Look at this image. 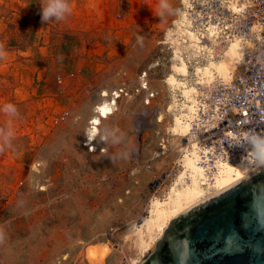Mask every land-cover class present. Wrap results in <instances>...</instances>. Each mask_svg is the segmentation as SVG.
<instances>
[{"label":"rangeland","instance_id":"1","mask_svg":"<svg viewBox=\"0 0 264 264\" xmlns=\"http://www.w3.org/2000/svg\"><path fill=\"white\" fill-rule=\"evenodd\" d=\"M42 2L0 0V264H129L131 231L180 166L165 81L182 0H69L47 23ZM103 102L116 110L94 122Z\"/></svg>","mask_w":264,"mask_h":264},{"label":"bare ground","instance_id":"2","mask_svg":"<svg viewBox=\"0 0 264 264\" xmlns=\"http://www.w3.org/2000/svg\"><path fill=\"white\" fill-rule=\"evenodd\" d=\"M197 1L199 0H182L183 12L177 22L175 39L181 51L177 53V67L173 77L165 81L172 97L168 108L169 116L172 117L169 141H174L180 152V171L170 184L163 201L160 204H151L142 211L144 218L131 231L134 240L129 251V264H138L147 258L154 251L155 242L162 237L163 231L183 215L264 169L263 147L243 162L220 164L217 173L212 178H207L202 169L196 167L199 156L196 148L185 146L186 139L191 134L192 122L198 127L202 124L204 114L212 116L217 113L205 106V113L201 114L200 104L203 102L199 98L198 86L209 92L207 90L216 83L226 85L232 82L240 72L242 46L248 45L247 41L242 42L238 36H227L223 29L225 24L223 27L206 25L205 19L193 15V5ZM229 6L233 12H238V6ZM198 19L204 21L200 22ZM221 28L223 30L220 31ZM120 97L122 96L119 99ZM107 100L119 107L118 100L112 97ZM114 110V105L101 103L94 111L98 116L93 121L99 122V116H106ZM98 135L100 129L98 134L96 129L88 128V145H92ZM98 146L96 149L102 148Z\"/></svg>","mask_w":264,"mask_h":264},{"label":"built area","instance_id":"3","mask_svg":"<svg viewBox=\"0 0 264 264\" xmlns=\"http://www.w3.org/2000/svg\"><path fill=\"white\" fill-rule=\"evenodd\" d=\"M229 5L238 6V12H233ZM193 6L192 14L205 19H198L200 22L216 27L225 26L223 29L227 36H238L248 44L242 46L240 72L232 82L226 85L216 83L207 90L209 92L198 86L199 98L203 102L200 104L201 114L205 113V106L217 113L212 116L204 114L198 127L192 122L191 134L185 146L196 148L199 153L196 167L202 169L207 178H212L220 164L243 162L264 147V0H199ZM138 82L132 88L140 86ZM137 86L135 93H143ZM129 87L128 83H122L111 93V97L118 100L119 96H126ZM135 131L139 142V126ZM97 142L104 145L106 138L101 137ZM161 148L165 149L162 145ZM106 150L98 148L94 151L104 154ZM138 151L139 148L136 149ZM179 171V163H176L171 171L159 179L157 190L172 183Z\"/></svg>","mask_w":264,"mask_h":264},{"label":"water","instance_id":"4","mask_svg":"<svg viewBox=\"0 0 264 264\" xmlns=\"http://www.w3.org/2000/svg\"><path fill=\"white\" fill-rule=\"evenodd\" d=\"M139 264H264V169L168 226Z\"/></svg>","mask_w":264,"mask_h":264},{"label":"clouds","instance_id":"5","mask_svg":"<svg viewBox=\"0 0 264 264\" xmlns=\"http://www.w3.org/2000/svg\"><path fill=\"white\" fill-rule=\"evenodd\" d=\"M70 11L69 0H43L41 4V20L43 23L53 19L60 21L70 14ZM4 110L8 113L16 111L15 106L11 104L5 105Z\"/></svg>","mask_w":264,"mask_h":264}]
</instances>
